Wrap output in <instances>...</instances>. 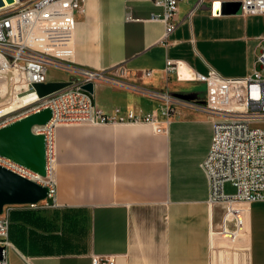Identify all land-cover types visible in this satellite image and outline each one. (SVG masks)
<instances>
[{"label":"crops","instance_id":"obj_1","mask_svg":"<svg viewBox=\"0 0 264 264\" xmlns=\"http://www.w3.org/2000/svg\"><path fill=\"white\" fill-rule=\"evenodd\" d=\"M155 1L81 0L71 62L105 74L94 83V104L117 119L55 127L56 195L7 206L9 264H93L94 255H111L115 264H264V201L247 205L242 243L218 234L211 246L226 209L208 204L201 166L216 115L205 110V82L178 78L208 64L227 75L252 66L264 45V14L212 15L206 6L189 20L197 0H180L177 26L164 41ZM168 59L181 72L167 77ZM25 91L8 89L12 110L39 96ZM128 112L152 115L165 131L127 119Z\"/></svg>","mask_w":264,"mask_h":264},{"label":"built area","instance_id":"obj_2","mask_svg":"<svg viewBox=\"0 0 264 264\" xmlns=\"http://www.w3.org/2000/svg\"><path fill=\"white\" fill-rule=\"evenodd\" d=\"M236 1L241 13L264 14V0H197L188 11L189 20L203 7L209 6L212 15L221 14L222 5ZM0 5V79L26 91L36 84L48 82V66L77 75L70 85L31 102V108L12 117H0V128L31 113L50 108L51 119L44 125H35L36 133L46 137L47 175L38 180L49 188L48 197L56 195L53 176L55 127L62 123H106L117 119L116 114H106L94 104L92 93L82 86L107 78L104 73L72 65L75 14L81 0H2ZM163 7L161 18L166 25L164 41L176 28L175 15L180 0H156ZM262 39L264 36L261 37ZM179 64L168 59L164 72L167 77L181 72ZM178 78L206 83L205 110L215 116L214 135L210 149L201 166L209 185L208 204L224 205L225 213L219 232L210 231L211 246L219 234L231 243H242L248 234V204L264 201V45L256 54L252 66L239 73L227 75L210 64L205 72L191 70L178 74ZM167 101H174L168 94H160ZM3 118V119H2ZM123 120L124 118H120ZM127 119L146 120L154 123L158 132L165 127L157 125L152 115L138 117L128 112ZM0 165L30 177L33 172L16 162L0 156ZM37 175V174H36ZM31 178V177H30ZM231 182L234 193L225 191ZM7 206L0 214V264L8 263V251L13 246L9 238L10 218ZM228 222L234 227L229 228ZM93 264H115L111 255H94Z\"/></svg>","mask_w":264,"mask_h":264},{"label":"water","instance_id":"obj_3","mask_svg":"<svg viewBox=\"0 0 264 264\" xmlns=\"http://www.w3.org/2000/svg\"><path fill=\"white\" fill-rule=\"evenodd\" d=\"M11 1V0H9ZM3 2L0 0V5ZM240 2H226L221 13H236ZM70 82L48 81L30 87L37 89L39 96H45L69 85ZM93 93L94 83L82 86ZM52 117L50 108L31 113L0 128V156L6 157L34 174L47 175L46 137L33 131L35 125H44ZM49 188L45 184L0 165V214L4 208L16 204H37L48 197Z\"/></svg>","mask_w":264,"mask_h":264},{"label":"rangeland","instance_id":"obj_4","mask_svg":"<svg viewBox=\"0 0 264 264\" xmlns=\"http://www.w3.org/2000/svg\"><path fill=\"white\" fill-rule=\"evenodd\" d=\"M47 69H48L49 76L59 77V78L67 76V71L64 69H59V68H56L52 65H49ZM23 85L24 86L21 88L15 82L10 84V83L6 82L4 79H2V78L0 79V117H2V116H3V118L12 117V116L18 115L19 113H21V112L32 107L33 104L29 103V104L23 105L22 107H20L18 109L12 110L14 108L11 104L13 95L11 97H7L8 88L11 87L12 92L15 93L18 90L24 91L26 89V86H25V84H23ZM23 93H26V92H23ZM225 189L228 193H234L235 192V187L230 186V184L227 185ZM228 227L233 229V227H234L233 223H230L228 225Z\"/></svg>","mask_w":264,"mask_h":264},{"label":"bare ground","instance_id":"obj_5","mask_svg":"<svg viewBox=\"0 0 264 264\" xmlns=\"http://www.w3.org/2000/svg\"><path fill=\"white\" fill-rule=\"evenodd\" d=\"M9 89V88H8ZM37 126L36 127H34V130L36 131L37 130ZM32 179H34V180H36V181H38V180H40V179H42V176H40V175H36V174H31V176H30Z\"/></svg>","mask_w":264,"mask_h":264}]
</instances>
